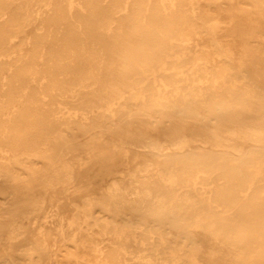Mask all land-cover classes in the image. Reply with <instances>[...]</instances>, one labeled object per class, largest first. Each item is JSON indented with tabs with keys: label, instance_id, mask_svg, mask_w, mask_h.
<instances>
[{
	"label": "bare ground",
	"instance_id": "6f19581e",
	"mask_svg": "<svg viewBox=\"0 0 264 264\" xmlns=\"http://www.w3.org/2000/svg\"><path fill=\"white\" fill-rule=\"evenodd\" d=\"M49 257L264 264V0H0V264Z\"/></svg>",
	"mask_w": 264,
	"mask_h": 264
},
{
	"label": "rangeland",
	"instance_id": "374dc122",
	"mask_svg": "<svg viewBox=\"0 0 264 264\" xmlns=\"http://www.w3.org/2000/svg\"><path fill=\"white\" fill-rule=\"evenodd\" d=\"M54 195L56 197L59 198L58 200V206L60 208L61 211L63 212H68V209L71 208L72 205H70V203H72V201H80L79 197L77 196H73L71 190H63V188H59L56 189L54 192ZM54 209V207H53ZM45 214V211L42 209H40L37 212H34L30 215V219H29V224H30V232L26 233L25 235H22L21 237L14 239L10 244H11V248L10 249H15V252L18 253L19 249H24L26 247H30L31 245L34 244V240L32 239V237L34 236V221H40L43 217V215ZM55 233V231H54ZM96 237V235H95ZM99 242V244L101 245H105L107 244L109 241L107 239L104 240H97ZM55 249L51 248L50 249V253H54ZM52 257V255H51ZM51 257H49L47 259V261H45L43 264H51Z\"/></svg>",
	"mask_w": 264,
	"mask_h": 264
}]
</instances>
